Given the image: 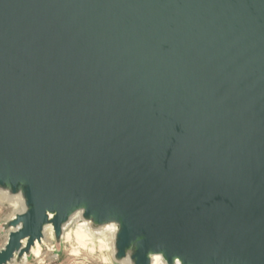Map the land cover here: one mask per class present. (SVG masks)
Returning a JSON list of instances; mask_svg holds the SVG:
<instances>
[{"label":"water","instance_id":"1","mask_svg":"<svg viewBox=\"0 0 264 264\" xmlns=\"http://www.w3.org/2000/svg\"><path fill=\"white\" fill-rule=\"evenodd\" d=\"M0 188V264L76 212L117 261L264 264V0H0Z\"/></svg>","mask_w":264,"mask_h":264},{"label":"rangeland","instance_id":"2","mask_svg":"<svg viewBox=\"0 0 264 264\" xmlns=\"http://www.w3.org/2000/svg\"><path fill=\"white\" fill-rule=\"evenodd\" d=\"M7 195H10V193ZM12 201L13 199L0 193V251L6 243L10 230L7 224L16 214L23 211L22 203L19 202L16 205ZM78 224L76 222L74 226L70 227L71 229L66 231L71 233L70 238L62 237L60 241L54 238L51 246L43 245L40 256L29 253L25 254L27 259H24L25 255H17L14 258L15 261H11L8 264H124L122 261H117L111 251L98 241L101 238L99 235H95L94 240L89 241L86 247L80 244L74 235V228Z\"/></svg>","mask_w":264,"mask_h":264},{"label":"bare ground","instance_id":"3","mask_svg":"<svg viewBox=\"0 0 264 264\" xmlns=\"http://www.w3.org/2000/svg\"><path fill=\"white\" fill-rule=\"evenodd\" d=\"M0 193L3 196L5 195V196L13 199V201H14V203L16 205L19 202L22 203L23 210H24L25 200H24L23 194L21 192L18 193V194L7 195L9 193V190L0 188ZM76 222L79 223V224H78V226H76L74 228V235H75L76 240L80 244H83V246L86 247V245L89 243V241L91 242V241L94 240L95 235H99V236H101V238L98 241L101 244H103L104 246H106L111 251L112 255L115 256V253H116V234H117V232L115 231L116 230V226H110V224L108 226L107 225L95 226V225H93V222L91 220L84 219L81 212H76L71 217V219L64 225L63 238H70L71 233L70 232H66V231L68 229H71L70 227L74 226V224ZM54 238L55 237H54L53 226L51 224L46 225V227L44 228V237L42 238L41 241H36L35 245L31 248L30 252L32 254L36 255V256H40L41 250H42V246L43 245H50L51 246L53 244ZM132 255H133V249L128 251L127 256L124 259H122V263H124V264H134V261L132 260ZM156 256H160L161 257L159 262L154 260V257H156ZM24 259H27L26 255H25ZM12 261H15V259H13ZM177 261H179V260L177 259L176 262ZM152 264H167V263H166V261H165V259H164L162 254H155V255H152Z\"/></svg>","mask_w":264,"mask_h":264},{"label":"snow or ice","instance_id":"4","mask_svg":"<svg viewBox=\"0 0 264 264\" xmlns=\"http://www.w3.org/2000/svg\"><path fill=\"white\" fill-rule=\"evenodd\" d=\"M49 215H50V217H51V213H50ZM160 259H161V257H160V256H156V257H154V260H155V261H157V262H159V261H160Z\"/></svg>","mask_w":264,"mask_h":264},{"label":"clouds","instance_id":"5","mask_svg":"<svg viewBox=\"0 0 264 264\" xmlns=\"http://www.w3.org/2000/svg\"><path fill=\"white\" fill-rule=\"evenodd\" d=\"M176 264H180V262H179V261H177V262H176Z\"/></svg>","mask_w":264,"mask_h":264}]
</instances>
